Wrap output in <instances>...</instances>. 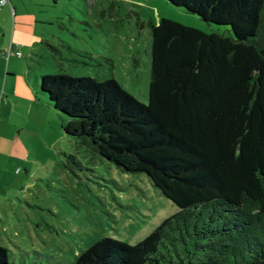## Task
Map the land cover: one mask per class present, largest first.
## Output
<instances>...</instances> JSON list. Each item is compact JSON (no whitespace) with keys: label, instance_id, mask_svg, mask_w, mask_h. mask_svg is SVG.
<instances>
[{"label":"trees","instance_id":"1","mask_svg":"<svg viewBox=\"0 0 264 264\" xmlns=\"http://www.w3.org/2000/svg\"><path fill=\"white\" fill-rule=\"evenodd\" d=\"M167 1L226 32L151 23L149 102L116 78H39L78 151L146 172L178 206L136 244L105 236L74 264H264V0ZM9 251L0 264H39Z\"/></svg>","mask_w":264,"mask_h":264},{"label":"rangeland","instance_id":"2","mask_svg":"<svg viewBox=\"0 0 264 264\" xmlns=\"http://www.w3.org/2000/svg\"><path fill=\"white\" fill-rule=\"evenodd\" d=\"M24 1L46 2L43 16L48 20L34 21L30 7L28 21L18 24L14 37L10 34L0 47V62L10 60L12 68L3 71L6 82L0 65L4 100L18 89L21 97L28 92L47 101L46 94L36 91L39 78L62 71L99 81L116 78L149 102L151 23L165 16L208 32H226L223 24H209L167 0ZM48 107L58 127L48 117L43 127L29 120L23 129L14 123L0 129V174L8 186L0 206V244L10 249V259L25 255L28 263L74 264L77 254L97 239L109 236L136 244L178 211L146 172H123L103 156L78 151L75 138L62 131L64 115ZM18 109L11 114L17 120ZM70 152L77 153L79 163L67 162Z\"/></svg>","mask_w":264,"mask_h":264},{"label":"crops","instance_id":"3","mask_svg":"<svg viewBox=\"0 0 264 264\" xmlns=\"http://www.w3.org/2000/svg\"><path fill=\"white\" fill-rule=\"evenodd\" d=\"M39 2L41 3H27L24 0H9L4 5H0V47H2V45L6 46L7 41L10 39V34L11 38L14 37V33L18 24H23L28 21L26 14L32 13L29 12L30 7H32L31 9L34 10L33 13L35 14V16H30L32 19H34V21L48 20L45 18V16H43V13L47 11V3L44 1ZM37 6L39 7L37 8ZM48 18L51 19L50 17ZM18 40L20 41V39ZM11 48L12 50H15L13 43ZM15 56L16 55L14 54V56L12 57ZM10 64V60L9 64L7 63L6 65L4 62L1 61L0 65L2 66V72L5 70V74H8L7 71H12ZM3 77L4 80L7 82V77L4 75V72L2 73V78ZM16 91H10L9 97L6 100H4L3 96L2 98H0V129H2L1 127L4 128L6 125H11L12 123H14V125L17 124V127L21 126L20 129H23L27 127V123L29 120H34L35 122H32L37 123V126L39 124L43 127L45 126V124H47L46 120L48 117H50L51 120L54 121H51L50 125H55V127H58V124L55 123L56 119H52V110L48 107L46 101H44V98H35L33 95H29L28 92L25 94V97H21L18 94L19 90L17 92ZM17 109L19 110V112H21L19 114L20 119L18 120L12 117L11 115L12 113L17 112ZM21 118L24 120H22ZM19 121L21 122V124L19 123ZM15 139L18 140L19 138L15 137ZM5 180V176L0 174V206L3 203V199H6V197H4L6 192L5 188H7L8 186H6ZM7 184H9L8 181ZM1 185H4L3 188H1Z\"/></svg>","mask_w":264,"mask_h":264},{"label":"built area","instance_id":"4","mask_svg":"<svg viewBox=\"0 0 264 264\" xmlns=\"http://www.w3.org/2000/svg\"><path fill=\"white\" fill-rule=\"evenodd\" d=\"M9 0H0V5H4L5 3H7ZM13 53V51H12ZM15 53H18L21 55V52L19 50H17Z\"/></svg>","mask_w":264,"mask_h":264}]
</instances>
